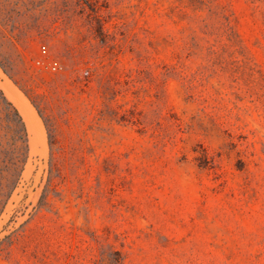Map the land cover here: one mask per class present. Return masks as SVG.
Instances as JSON below:
<instances>
[{"label": "rangeland", "instance_id": "1", "mask_svg": "<svg viewBox=\"0 0 264 264\" xmlns=\"http://www.w3.org/2000/svg\"><path fill=\"white\" fill-rule=\"evenodd\" d=\"M0 74V264H264V0H0Z\"/></svg>", "mask_w": 264, "mask_h": 264}, {"label": "bare ground", "instance_id": "2", "mask_svg": "<svg viewBox=\"0 0 264 264\" xmlns=\"http://www.w3.org/2000/svg\"><path fill=\"white\" fill-rule=\"evenodd\" d=\"M10 82L6 78H4L2 81L1 80V74H0V86L7 93L6 96H9V98L17 106L21 115L23 116L24 120L26 121L28 129L32 135L30 140L31 141L41 140L42 133H44V132H42V126L40 124V121H39L36 113H35V110L30 105L28 100H26V98L23 97L24 95L22 96L18 91H16L13 88L14 85Z\"/></svg>", "mask_w": 264, "mask_h": 264}, {"label": "built area", "instance_id": "3", "mask_svg": "<svg viewBox=\"0 0 264 264\" xmlns=\"http://www.w3.org/2000/svg\"><path fill=\"white\" fill-rule=\"evenodd\" d=\"M41 51H42L43 53L46 52L45 46H41ZM37 63L43 65V63H40V61H37ZM50 67H51V69H53V70H55L56 68H58V63H57V61H53V62H51V63H50Z\"/></svg>", "mask_w": 264, "mask_h": 264}]
</instances>
